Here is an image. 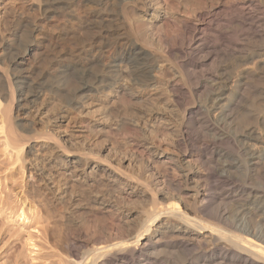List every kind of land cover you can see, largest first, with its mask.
<instances>
[{"label": "bare ground", "instance_id": "bare-ground-1", "mask_svg": "<svg viewBox=\"0 0 264 264\" xmlns=\"http://www.w3.org/2000/svg\"><path fill=\"white\" fill-rule=\"evenodd\" d=\"M39 1L40 10L47 21L51 20L55 14L62 20L59 33L62 45L45 46L48 52L57 55V64H49V61L47 65L44 64L47 66L43 68L44 70H40L39 65L37 66L39 59L46 55H43V52H37V46L41 43L36 42V31H33V37L21 48H17L15 42L5 44L3 54L0 55V134L5 140V146L15 154L16 162L25 161L26 157L22 156V151L31 139L51 141L64 155L70 153L50 131H35L29 124L19 120L20 112L30 114L32 111L37 115L36 102L42 96L55 95L60 99L66 98L68 108L71 107L80 114L82 101L86 98L114 94L119 102L129 108L133 105L132 102L140 101L139 103H142L144 107L143 112L140 111L142 115H147L158 108L159 101H164L172 112L177 113L180 116L176 132L177 139L170 142V145L181 153L188 167L187 172L184 173L172 158L168 160L169 166L162 161L157 164L147 158L143 163L142 171L143 174L149 173L152 179L149 184L135 178V175L132 177L127 172L122 173L119 169L120 164L113 165L101 156L84 154L83 166L90 167L97 164L102 172L110 173L118 180H122L121 175H124L126 179L135 180L136 184L144 186L149 193L151 207L144 211V219L134 225H128L120 218L114 227L109 229L104 226L105 223L99 224L98 233L96 229H94L95 232L93 231V234L97 235L92 234L93 237H91L90 234V237L87 236L89 239L80 246L69 238V232L66 231H70L72 227L71 223H66L71 228L68 226L70 229L67 230V226L64 225L66 233L62 236L66 243L65 247H68L73 258L76 259L74 264H264V148L256 147L258 143L263 144L264 139L262 141L257 131L255 132L256 128L251 126V123L254 125L256 122L249 123L250 116L255 112L260 113L261 111L256 110L261 108L256 106V100L251 99L250 103H246L249 102L246 100L244 103L243 94L233 96V92L242 90L248 83L246 81L250 78V73L240 76L237 83L230 87L228 86L230 73L225 69L212 72L213 74L208 77L210 83L207 85V90L206 86L204 87L205 101L201 99L202 103H196L193 96L197 90L191 89L189 84L197 79V74H201V71L198 73L196 70H201L204 66L209 59L207 55L210 57V52L205 55L209 48L204 46L205 37L208 36L206 30H203L204 27L194 28L188 35H191L190 39L189 37L184 39L181 43L179 42V45L169 43L168 38L163 36L166 51L162 53L156 50V53L150 48L154 45L151 43L159 32L157 31L158 23L163 17L159 16L158 23L150 21L157 17L161 0ZM254 4L248 1L241 8L239 23L242 27H250V29L254 27V22L247 23L255 17L253 15L257 11V5ZM149 13L151 18L148 23H145V17ZM207 15L210 16V14ZM261 18L258 20L262 22L261 26H264V17ZM210 20L202 21H208V26L212 27L215 22ZM215 26V29L211 28L210 36L218 42L225 41L227 33L222 32V29L217 30ZM147 35L151 36L152 41H147ZM227 44L229 50L233 48L234 51L236 41L227 42ZM212 50L214 51L209 49V51ZM8 56L10 60L4 68L3 65L6 62L4 60ZM262 57L264 58V55ZM170 58L176 60L177 66H173L177 69H175L177 75L190 89L188 93L186 92L187 94L185 93L189 95L187 99L189 101L181 112L176 109L178 99L168 96L169 92L174 95L175 84L171 85L164 80V66ZM28 60L31 62V73L36 82L35 79L31 82L23 75L22 67ZM237 66L239 65L236 64L234 68ZM262 67L264 69V64ZM132 87L138 88L141 94L134 95ZM170 87L172 89L168 91ZM251 92H255L253 88ZM256 92L264 101V88ZM44 99L43 97V101ZM131 112L128 111L129 115H134V112ZM139 115L141 114L135 113L136 117ZM127 125L130 126L129 121L123 119L118 133L124 134ZM31 133H33L32 136ZM133 135H135L134 132ZM30 150H33V146ZM199 167L204 168L207 171L206 174H201ZM175 171L176 176L174 173L172 177L177 178H170L169 172L173 174ZM89 174L92 175L94 172L90 171L86 175V186L91 190L90 192H98L104 184L102 185L103 182L96 176L89 179ZM201 179L203 184L199 187L195 180ZM75 181L68 183L69 190L77 189L82 192L83 184ZM252 183L258 185H252ZM150 185L158 186L159 193L154 192ZM231 199H235L234 202L237 205L236 208L235 205L233 206L235 210L231 209L233 212L229 211ZM95 202L97 200L93 199L92 203ZM62 205L67 206L66 202ZM101 206L100 204L99 207ZM21 216H23V210L19 217ZM162 218L173 219L177 223L176 227L162 230L156 233L154 238H150L153 232L152 227Z\"/></svg>", "mask_w": 264, "mask_h": 264}, {"label": "rangeland", "instance_id": "rangeland-1", "mask_svg": "<svg viewBox=\"0 0 264 264\" xmlns=\"http://www.w3.org/2000/svg\"><path fill=\"white\" fill-rule=\"evenodd\" d=\"M248 1H252L253 4L257 3L254 4L257 5V11L254 12V19L247 22L248 24H253L254 22V27L251 29L247 27L249 28L247 30L246 27H242L239 23L241 21L239 12L242 11L241 8ZM39 2V0H0V55L3 54L5 44L15 42V46L21 48V46L33 37V31H36V42L41 43L37 46V52H43V55L48 56H42L39 59L37 66L39 65L38 67L41 70L47 67L45 65L49 61V64H57V55L53 52H48L45 46L50 44L62 45L61 38L59 37L62 20L55 14L51 20L47 21L43 12L40 10ZM263 6L264 0H161L157 17L150 21L151 23H158L159 16L163 17L158 23V29H160H157L159 32L156 34L158 40L153 38L152 41L151 36L147 35L148 38L146 37L148 42L152 41L151 45L154 44L150 48L152 50L154 49L153 52L159 50L165 53L166 47L162 40L164 37L168 38L169 43L179 45L184 39L186 40L188 37L190 39L191 35H188L192 33L194 28L202 29L204 27L203 30L205 29L208 34L205 37L206 41L204 46L207 49H214V51L207 50L205 55L210 52V57L207 55L209 59L204 63L203 69L196 70L198 73L201 71V74H197V79L189 84L191 89H195L198 92H196L197 95L194 94L193 96L194 101L196 103L205 101L206 92L204 87L206 86L205 88L207 90V85L210 83L208 77H210V74H213L212 72L225 69L226 72L233 73L235 76L229 74V85H227L230 87L237 83L240 76L250 73V81L248 79L246 81L248 83L242 89L246 92L249 90L247 93L250 94L246 93L249 95L248 98L244 93L245 91L242 92V90L233 92V96L243 94V97L245 96L243 98L244 103L246 100L249 101L246 103H250L251 99L256 100V106L259 109L261 108V110L256 111L261 112H255L252 115L253 117L250 116L249 120L251 121L249 123L256 122L254 125L251 123V126L254 129H260L258 130L261 132L256 129L255 132L257 131L262 141L264 139V101L261 100L262 96L256 91L264 88V69L262 67L264 64V58L262 57L264 55V26H261L262 22L258 20L264 17ZM150 13L145 17V23H148L150 20ZM207 14H210V16ZM208 19L210 21L214 20L216 26L209 27L207 24L208 21H202ZM214 26L217 30L222 29V32L229 35L228 37L226 34L225 41L228 39H231L227 41L228 43L236 41L234 51L233 48L229 50L228 44L224 40H219L218 42L217 39L214 40L210 36L212 32L211 28L215 29ZM240 28H244L245 30ZM213 56L216 57L214 58ZM8 57L6 58L7 60H4L6 61L5 66L3 65L4 68L10 60V56ZM169 60L164 66V80L168 81L171 85L175 84L173 90V92L175 91L174 95L169 92L168 96L178 99L177 104L176 102L174 104H176L178 112H181L187 101H189L187 100L189 99V95L186 94L190 89L182 83L180 77H178L179 75H177V69L173 66H177L176 60L174 58H170ZM235 62L239 65L237 68H234L236 65ZM30 65V60L25 62V66L22 67L24 71L23 75L31 82H34L35 78H33L34 76L31 73L32 68ZM232 68L236 70L234 71ZM202 71H204L203 74ZM247 84L249 85L247 86ZM246 86L248 88H246L247 90L245 89ZM252 88L255 92H251ZM171 89L170 87L168 91ZM131 90L134 95L141 94V91L136 87H132ZM54 96H42L39 99L40 102H36L38 104L37 115L33 114L32 111L30 114L20 112L19 120L24 124H29L35 131H50L70 153L64 155L51 141L31 139L22 151V156L26 157L25 161L16 162L15 154L5 146V140L2 134H0V264H74V260L76 259L73 258L72 252L68 247H65L66 243L63 241L62 236L64 233L69 232L72 235L70 236L68 233L71 241L77 243V246H80L89 239L88 237H90V234H93V231L95 232L97 230L99 224L105 223L104 226L109 229L110 227H114V224H116L119 218L128 223V225H134L144 219L143 213L151 207L150 196L145 187L138 183L136 184L135 180L126 179L124 175H121L122 180H118L110 175V173L102 172L100 166L97 164L91 165L90 167L83 166L82 160L84 154L90 153L101 156V158L103 157L113 165L120 164L118 166L122 170V173L125 172L126 174L127 172L132 177L135 175V178L149 184L152 182L149 173L143 174L142 171L144 168L143 163L147 158L151 159L154 163L158 164L162 161L167 165L169 164L168 160L172 158L182 168L184 173L188 169L181 153L174 146L170 145V142L177 139L176 132L180 116L172 112V109L164 101H159L157 104V106L159 105L158 108H155L152 112L147 113V115H142L140 111L143 112L144 107L142 103H139L140 101L137 103H134L136 101L132 102L133 105L129 108L119 102L114 94L103 97H89L82 101V109L79 114L71 107V109L68 108L67 101H65L66 98L60 99ZM252 96H255L254 99ZM43 97L45 98L44 101ZM128 108V111H132L131 113L134 112V115H129ZM135 113L141 115L136 117ZM258 118H261L262 121ZM123 119L129 121L130 126L127 125L129 128L125 127L126 130H124L126 132L120 134L118 133V129ZM254 119L258 120L254 121ZM133 132L135 135H133ZM32 135L33 133H31ZM32 146L33 150H30ZM263 146L264 142L263 144H256L258 149L264 148ZM23 166L24 171H22ZM198 170L201 174H206L207 172L204 168L200 169V167ZM90 171H93L94 174H89V179H93V176H96L98 180L103 182L102 185L104 184L98 192H90L91 190L86 186V175ZM169 174L171 175L170 178H177L172 177L173 175L176 176V171L173 174L169 172ZM70 181L82 183L84 186L82 192L77 189L69 190L68 183ZM195 182L199 187L203 184L202 179L199 181L195 180ZM150 187L154 192L159 193L158 186L150 185ZM93 199L97 200V202L92 203ZM231 200H229V203L234 204H229V211L233 212L232 210H235L234 207L236 208L237 205L234 202L235 199ZM64 202H66L69 208L62 205ZM100 204L102 205L101 207H99ZM91 205L94 208H91ZM22 210L23 216L19 217ZM100 215L103 216L101 217ZM97 219L102 220L98 221ZM66 223H71L70 226L72 228L66 225ZM176 225L177 223L173 219L162 218L152 227L153 232L150 238H154L156 233L176 227ZM68 226L71 228L70 231L65 230V228L67 230L70 229ZM96 233H98V230Z\"/></svg>", "mask_w": 264, "mask_h": 264}]
</instances>
